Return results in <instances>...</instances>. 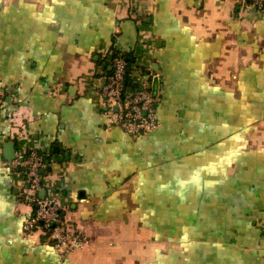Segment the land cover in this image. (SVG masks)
Listing matches in <instances>:
<instances>
[{"label": "crops", "instance_id": "1", "mask_svg": "<svg viewBox=\"0 0 264 264\" xmlns=\"http://www.w3.org/2000/svg\"><path fill=\"white\" fill-rule=\"evenodd\" d=\"M159 77L163 121L109 129V56ZM131 81V80H130ZM140 86V85H139ZM153 94V88H152ZM102 241L26 240L22 171ZM0 264H264V12L243 0H0Z\"/></svg>", "mask_w": 264, "mask_h": 264}, {"label": "built area", "instance_id": "2", "mask_svg": "<svg viewBox=\"0 0 264 264\" xmlns=\"http://www.w3.org/2000/svg\"><path fill=\"white\" fill-rule=\"evenodd\" d=\"M243 1L253 12H264V0ZM108 59L111 71L105 76L103 88L107 127H119L134 138L157 132L163 121L152 94L151 79L142 77L138 85L133 84V73L127 57L112 53ZM130 80L131 84H127ZM13 164L21 168L23 176L19 200L32 210L23 224L24 239L32 240L38 236L48 239L61 259L76 249H85L102 241L89 235L85 228L66 221L58 193L44 184L42 169L49 165L46 155L31 149L28 153L17 155ZM41 191H45L44 196L40 194Z\"/></svg>", "mask_w": 264, "mask_h": 264}, {"label": "water", "instance_id": "3", "mask_svg": "<svg viewBox=\"0 0 264 264\" xmlns=\"http://www.w3.org/2000/svg\"><path fill=\"white\" fill-rule=\"evenodd\" d=\"M105 82H106V79H105ZM153 96L154 97H158L159 96V91H160V81H159V77L158 76H155L153 78ZM12 150L10 153H6L5 155V158L8 160V161H13L15 159V142L14 141H10L7 146H6V151L7 150ZM42 173L44 174L45 173V169H42ZM42 196L45 195V191H41L40 193Z\"/></svg>", "mask_w": 264, "mask_h": 264}, {"label": "trees", "instance_id": "4", "mask_svg": "<svg viewBox=\"0 0 264 264\" xmlns=\"http://www.w3.org/2000/svg\"><path fill=\"white\" fill-rule=\"evenodd\" d=\"M115 53H118V51L115 50ZM127 60L129 62V65H131L132 59H130V58L127 57ZM127 84H131V81H128Z\"/></svg>", "mask_w": 264, "mask_h": 264}]
</instances>
